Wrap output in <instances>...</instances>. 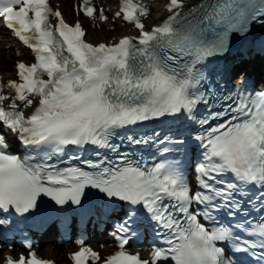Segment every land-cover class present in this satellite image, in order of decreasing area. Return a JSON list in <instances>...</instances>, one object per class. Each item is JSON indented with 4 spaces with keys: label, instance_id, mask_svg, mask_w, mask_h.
Instances as JSON below:
<instances>
[{
    "label": "snow or ice",
    "instance_id": "6c2138e0",
    "mask_svg": "<svg viewBox=\"0 0 264 264\" xmlns=\"http://www.w3.org/2000/svg\"><path fill=\"white\" fill-rule=\"evenodd\" d=\"M80 10L94 18L91 0ZM166 11L147 29L142 0H119L116 17L138 35L93 45L79 20L69 25L49 0H0V19L34 53V63L16 64L17 80L0 86V211L24 216L42 197L82 206L86 190H97L127 206L117 227L119 250L103 264H234L232 253L264 264V92L218 96L204 72L227 50L230 34L264 22V0H169ZM99 18L107 19L103 10ZM166 117L199 126L192 138L201 150L195 185L185 180L184 161L169 156L185 140L128 135L115 142L121 130ZM5 128L24 146L23 156L9 151ZM125 140L130 147L151 143L163 159L148 164L122 148ZM69 146L80 151L66 156ZM89 147L90 155H82ZM244 203L257 218H249ZM222 210L231 224L219 220ZM145 214L163 241L149 259L125 248ZM7 223L0 218V226ZM23 247L3 264H52L31 243ZM70 259L97 264L101 256L81 246Z\"/></svg>",
    "mask_w": 264,
    "mask_h": 264
},
{
    "label": "bare ground",
    "instance_id": "6f19581e",
    "mask_svg": "<svg viewBox=\"0 0 264 264\" xmlns=\"http://www.w3.org/2000/svg\"><path fill=\"white\" fill-rule=\"evenodd\" d=\"M114 0H108L110 5ZM166 0H157L156 2L152 3V15L148 19V24H154L157 21V18L162 15V7L164 5V2ZM54 2L59 3V9L61 13L64 14V16L68 19L72 18V12L71 7L73 0H54ZM161 19V18H160ZM72 20V19H71ZM108 25H101L99 30H91L88 29L87 31V37L92 42H99V41H106L108 39H111L107 35L106 32ZM114 36V34H112ZM13 42L12 39H10L7 35L0 32V75L8 78L12 75V70L15 66L14 62L16 60H22L23 57H16L15 55V49L13 48ZM23 56H25L24 51H20ZM13 63V64H11ZM71 250L70 247L63 248V247H54V246H41L39 248V253L43 255L46 258L53 259L56 264H66V252H69Z\"/></svg>",
    "mask_w": 264,
    "mask_h": 264
},
{
    "label": "rangeland",
    "instance_id": "374dc122",
    "mask_svg": "<svg viewBox=\"0 0 264 264\" xmlns=\"http://www.w3.org/2000/svg\"><path fill=\"white\" fill-rule=\"evenodd\" d=\"M107 33H108L107 37H109L113 34V32H111V31H107ZM11 64H13V63H11Z\"/></svg>",
    "mask_w": 264,
    "mask_h": 264
}]
</instances>
